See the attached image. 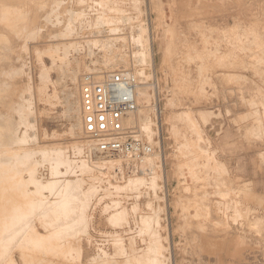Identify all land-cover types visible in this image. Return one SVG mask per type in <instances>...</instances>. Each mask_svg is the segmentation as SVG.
I'll return each instance as SVG.
<instances>
[{"label":"rangeland","instance_id":"1","mask_svg":"<svg viewBox=\"0 0 264 264\" xmlns=\"http://www.w3.org/2000/svg\"><path fill=\"white\" fill-rule=\"evenodd\" d=\"M76 13L83 14L80 22H72ZM101 13L109 25L98 24ZM61 33L69 36L53 38ZM0 35L8 39L0 42V124L11 126L10 142L29 150L38 140L65 148L57 173L46 157L29 162L39 164L34 178L43 187L42 201H54L60 213L34 210L26 202L35 185L12 182L20 202L12 208L15 234L0 246V264H148L154 258L156 264H264V0H0ZM70 41L80 43V51L71 50L66 62L58 52L54 66L63 69L51 68L46 49ZM134 53H142L144 64ZM128 66L138 71L139 83L146 73L153 85L148 96L141 95L139 115L152 119L154 131L151 137L142 131L154 148V164L143 171L123 162L97 166L104 156L91 158L86 149L75 154L74 113L65 111L64 94L78 93L69 72ZM42 69L51 80L45 85ZM166 114L174 117V135ZM157 116L162 129L153 124ZM71 166L72 173L66 170ZM20 170L17 178L26 181ZM52 179L80 181L82 187L66 191V185L54 197ZM66 201L72 204L67 212ZM83 211L84 228L76 227L84 230L71 237L75 222L68 221Z\"/></svg>","mask_w":264,"mask_h":264},{"label":"bare ground","instance_id":"2","mask_svg":"<svg viewBox=\"0 0 264 264\" xmlns=\"http://www.w3.org/2000/svg\"><path fill=\"white\" fill-rule=\"evenodd\" d=\"M118 2V1H117ZM44 3V2H43ZM42 3V4H43ZM101 3V2H100ZM45 4V3H44ZM41 5V4H40ZM89 5V4H88ZM106 5H108V4H106ZM105 5V6H106ZM42 6V5H41ZM40 6V8H44L43 6L41 7ZM45 6H47V4H45ZM101 6V5H100ZM132 6V5H131ZM39 8V7H38ZM106 8H107V6H106ZM130 8V7H129ZM88 9V8H87ZM51 10V9H50ZM100 10H101V8H100ZM85 11V10H84ZM102 11V10H101ZM81 13H83L82 11H81ZM77 14L76 16H75V18H74V20L72 21V22H74V21H78V22H80L81 21V17L83 16V14ZM71 14V13H70ZM90 14V13H89ZM88 14V15H89ZM63 15V14H62ZM99 15V14H98ZM84 16H85V14H84ZM47 17V16H46ZM105 16H103V14L101 13L98 17H97V21H98V24H100V25H109V21L106 19V18H104ZM25 20V19H24ZM47 20V19H46ZM44 21V20H43ZM57 21V20H56ZM84 21V20H83ZM54 22V21H53ZM82 23V22H81ZM91 23V22H90ZM54 24V23H53ZM72 24V23H71ZM86 24V23H85ZM89 24V23H88ZM87 24V25H88ZM84 25V24H83ZM90 25V24H89ZM141 25V24H140ZM139 25V26H140ZM135 28V27H134ZM42 30V29H41ZM71 30V25L69 24V25H67L66 26V31H68L67 33H70L69 31ZM139 30V29H138ZM61 31H63V30H61ZM136 32V31H135ZM128 33V32H127ZM35 32L34 31H32L31 32V34H29V36H31V37H33V36H35ZM27 35V34H26ZM227 35V34H226ZM251 35H252V33H251ZM28 36V35H27ZM27 36H25V38H28ZM37 36V35H36ZM69 35L67 34V35H64L63 33H61V34H59V35H56V36H54L53 38H64V37H68ZM240 37H242L243 38V36H241L240 35ZM30 38V37H29ZM80 38V37H79ZM236 38V37H235ZM35 40V39H34ZM64 40V39H63ZM27 41H28V39H27ZM30 41V40H29ZM57 41V40H56ZM55 41V42H56ZM0 42H8V39H7V37L6 36H4V35H0ZM26 42V41H25ZM31 42V41H30ZM91 42V46L95 43L93 40L92 41H90ZM23 44V43H22ZM54 44V42H52V44H51V46L49 45V47L46 49V51H45V53L47 54V56H48V58L49 59H51V64H52V66H51V68H54L55 66H54V64L55 65H57L55 62H56V60L57 59H59V55H57L58 54V52L60 53L61 52V54H62V59H61V61L62 62H66V60H68L67 59V56H68V54L70 53V51L72 50V51H74V52H79L80 51V49H79V47L81 48V46L79 45L80 43H76V42H71L70 41V43H58V44H55V45H53ZM89 44V43H88ZM87 45V44H86ZM257 47V46H256ZM35 50V49H34ZM27 51V50H26ZM38 52V51H37ZM41 53V52H40ZM72 53V52H71ZM37 54V53H36ZM60 54V55H61ZM39 55V54H38ZM41 55H42V53H41ZM263 55H264V53H263ZM131 56V55H130ZM135 58H136V61L138 62V63H143L144 64V61H145V59H143L142 58V53H134V55H133ZM1 57V56H0ZM132 57V56H131ZM71 58V57H70ZM145 58V57H144ZM201 59V58H200ZM39 60V59H38ZM60 60V59H59ZM143 60V61H142ZM1 61V60H0ZM58 61V60H57ZM134 61V60H133ZM71 62V61H70ZM76 63V62H75ZM60 65H61V63H60ZM133 65H135V64H133ZM137 65V64H136ZM58 66V65H57ZM65 68H67V66L65 67ZM74 68H75V66H74ZM55 69H57V70H59V69H61V71H62V69H63V67H58V68H56L55 67ZM71 69V68H70ZM126 70H131V71H134L135 72V70H133V69H129V66L127 67V68H125ZM54 70V69H53ZM76 70V69H75ZM78 70V69H77ZM76 70V71H77ZM139 70V69H138ZM65 71V70H64ZM63 71V72H64ZM74 71V70H73ZM76 71H74L73 73H71V72H69L70 74L67 76V77H69L70 78V81L69 82H73V83H76L77 82V84H76V87H78L77 85L79 84V75H81V74H79L80 72H76ZM86 71V70H85ZM87 71L88 72H96V73H98V74H102V73H111V72H114V71H116V70H113V69H110V68H95V69H92V70H90V69H87ZM143 72H144V70H142ZM30 72V71H29ZM62 72V73H63ZM66 72V71H65ZM82 72V71H81ZM84 72V71H83ZM138 72V71H137ZM136 72V73H137ZM140 72V71H139ZM61 73V74H62ZM66 73H68V71L66 72ZM142 73V72H141ZM23 74V73H22ZM25 74V73H24ZM65 74V73H64ZM143 74V81L140 79V83H139V86H138V88H137V90H136V100H137V105H138V109H137V111L133 114V115H131L129 118H128V120L126 121V126L127 127H129V128H131V129H134L137 133H138V136L140 137V138H144L143 137V134H142V131L144 132V134L146 135V136H148V137H151L152 136V133H154V131H152L151 129V127H152V124L150 125V123L152 122V119L150 120L151 122H149L148 120H147V117H146V120H143L142 119V117L140 116V115H142L143 113L141 112V111H143V110H141L143 107H141V103H142V97L143 96H141V95H144V96H148V92H149V90L153 87V85L152 84H148V82H147V80H148V78H149V80H150V75L148 76V75H146V73H142ZM57 75V74H56ZM60 75V74H59ZM137 75L139 76V73H137ZM25 76H26V74H25ZM58 76V75H57ZM62 76H63V74H62ZM65 76H66V74H65ZM39 77L42 79V81L41 82H44V85H45V82H50L51 80L49 79L50 77H49V75H48V69H46V70H43L42 69V72L40 73V75H39ZM81 77V76H80ZM236 77V76H235ZM13 78V77H12ZM57 79V78H56ZM61 79V78H60ZM65 79V78H64ZM235 80V79H234ZM142 81V82H141ZM54 84V83H53ZM50 85V84H49ZM31 86V85H30ZM29 86V88L28 89H32L31 87ZM74 86H75V84H74ZM1 87V86H0ZM45 87V86H44ZM46 87H48V86H46ZM43 89H46V88H43ZM43 89H40V88H38L37 89V91L38 92H41V91H43ZM29 90V91H30ZM65 90V89H64ZM4 91V90H3ZM8 91V90H7ZM33 91V89L31 90V92ZM36 91V90H35ZM45 91V90H44ZM54 91H55V89H54ZM75 91H77V90H75ZM153 91V90H152ZM232 92V91H231ZM44 93V92H43ZM42 93V95H44ZM56 93V92H55ZM1 94V93H0ZM31 94H33V92L31 93ZM77 94V96H76V100L74 99L75 98V96H74V94L73 93H68V92H66L64 95V97H65V105H66V110L65 111H67V112H73L74 113V118H75V122H76V124H71V126L70 127H72V137H73V139L74 140H76L75 142H74V144H76V145H72L73 146V148L74 149H76V151L78 152V153H76V152H74L75 154H80L81 152H83V150H87V152H89V155L91 156V158H92V153H95L96 154V150H94V148L92 147V145L88 142V141H86L85 139H84V137H83V134H82V129H81V125H80V117H79V95H78V93H76ZM41 95V96H42ZM48 95V94H47ZM46 95V96H47ZM61 95V94H60ZM39 95H37V97H38ZM45 96V97H46ZM54 96V95H53ZM35 97V96H34ZM44 97V96H43ZM44 97V98H45ZM42 98V97H41ZM51 98V97H50ZM52 98H54V97H52ZM43 99V98H42ZM74 99V100H73ZM35 100V99H34ZM33 99L31 100V101H34ZM44 100V99H43ZM47 100V99H46ZM50 100V99H49ZM63 100V99H62ZM46 102V101H45ZM56 102H57V100H56ZM63 102V101H62ZM151 102V101H150ZM30 103V102H29ZM29 103H27V105L29 104ZM154 103V102H153ZM31 104H34V103H31ZM30 104V106L29 107H31L32 105ZM254 104V103H253ZM57 105V104H56ZM156 105V104H155ZM63 107V106H62ZM155 107V106H154ZM171 107V106H170ZM169 107V108H170ZM36 108V107H35ZM63 108H65V107H63ZM31 109V108H30ZM33 109V108H32ZM156 109V108H155ZM154 109V112L159 116V114L161 113L158 109H156L155 110ZM29 110V108L27 109V108H24L23 109V111H24V113H25V116H27V111ZM34 111V110H33ZM35 112V111H34ZM66 112V113H67ZM140 112H141V114H140ZM148 112V111H147ZM37 113V112H36ZM72 113V114H73ZM252 113H253V111H252ZM72 114H71V116H72ZM140 114V115H139ZM257 114V113H256ZM37 115V114H36ZM152 115H155V114H152ZM187 115V119H188V121H191V122H193V119L191 118V116H190V114L189 113H186L185 114V116ZM263 115V114H262ZM68 116V115H67ZM146 116V115H145ZM158 116H157V121H156V123L155 122H153V124H155L154 126H156V127H159L160 129H162V123L163 122H161V120L160 119H158ZM24 117V116H23ZM45 117V116H44ZM47 117V116H46ZM50 117V116H49ZM48 117V118H49ZM150 117V116H149ZM5 118V117H4ZM7 118V117H6ZM151 118V117H150ZM149 118V119H150ZM3 119V118H2ZM1 119V120H2ZM256 119V118H255ZM7 120V119H6ZM40 120V119H39ZM49 120V119H48ZM172 121V126H171V129H168V132L169 133H172V135H174L175 134V130H174V125H175V123H174V117L172 118V119H170L169 118V116L166 114V119H165V122H171ZM4 122H6L5 120H3ZM2 121V122H3ZM43 121V120H42ZM46 121V120H45ZM258 121V120H257ZM4 122H3V124H4ZM28 122V121H27ZM32 122V121H31ZM9 123V122H8ZM74 123V122H73ZM6 124H7V122H6ZM44 124V123H43ZM73 125V126H72ZM7 125H5L4 127H3V125L2 124H0V226H1V228H0V246H3L5 243H6V241H8V239L11 237V234H15V233H12V227H13V223H12V220H14V218H13V216H12V214H13V207L15 206V205H17L20 201H19V195H18V193H17V190H15V188H12L14 185L16 186V184H14L13 186H12V182H15V181H17V183L19 182V184H21L24 188H26V186L29 184H33V185H35V190L32 192V193H28V198L30 199V200H27V205H29V204H31V206L33 207H35L34 208V210L36 209V210H38V211H40L39 213H41V214H46V215H53V213L55 214V212L58 214V212L56 211V210H54L53 208H55V204L53 205V203L52 202H54V201H48V200H46L45 199V201H42V199H41V197H42V194H41V191H43V187H41L40 185H37V183H35V178H34V166H35V164L38 166L39 164H38V162H35L34 164L33 163H29L30 161H32V160H34L35 159V157H37V155H40L41 157H46V158H48V160L49 161H46V163L48 164V165H53V168H55V172L54 173H57V171L59 170L58 169V166H60L63 162H62V159H64V161H65V158H64V151H65V148H63V147H57V148H55L54 146L53 147H50V146H40L41 145V141H39L38 139H36V142H37V140H38V144L39 145H37V147L35 148V149H32V150H29V149H27L26 147H25V145H23L22 143H19V142H10V140L12 139V134H10V127L8 126V127H6ZM28 126H31V124H30V122H28V124H27V127ZM26 127V128H27ZM37 128V127H36ZM258 129V128H257ZM28 131V130H27ZM256 131V130H255ZM37 132V131H36ZM251 132V131H250ZM258 132V131H257ZM27 133V132H26ZM26 133H24V135L25 136H27L26 135ZM53 135V134H52ZM255 135V134H254ZM21 136V135H20ZM34 136V135H33ZM36 136V135H35ZM41 137H42V134H41ZM43 137H45V136H43ZM48 137H49V135H48ZM52 137V136H51ZM71 137V136H70ZM260 137V136H259ZM32 138V137H31ZM31 138L30 139H28V137H27V139L28 140H31ZM34 138V137H33ZM47 138V137H46ZM57 138V137H56ZM45 139V138H44ZM33 141V143H36L35 142V140L34 139H32ZM42 140V139H41ZM149 140V139H148ZM43 141V140H42ZM159 141V140H158ZM31 142V143H32ZM53 142V141H52ZM149 144H151L149 141H147ZM160 142V141H159ZM48 144V143H47ZM14 145H16L17 147L16 148H14ZM27 145V144H26ZM53 145V144H52ZM71 145V144H70ZM66 146V145H65ZM68 146V145H67ZM71 146V147H72ZM71 151V150H70ZM72 154V153H71ZM73 155V154H72ZM152 156H153V154L149 157V158H147L146 160H145V162H144V164H142V166H141V168L140 169H142V168H146V169H149L148 167H150L151 165H152V163H153V158H152ZM164 154L161 156L163 159V161H162V164L164 165ZM109 158V157H108ZM126 158H122V156H115V157H111V159L109 158V159H106L105 157H103V158H98L97 157V159H96V161H95V163H96V165L98 166H100V163H101V165H118V164H120V163H126V160H125ZM91 160H93V159H91ZM127 160H128V157H127ZM15 162V163H14ZM62 162V163H61ZM67 162H68V160H67ZM88 162V161H87ZM152 162V163H151ZM66 163V162H65ZM97 163H99V164H97ZM218 163V162H217ZM64 164V163H63ZM62 164V165H63ZM68 164V163H67ZM81 164V163H80ZM154 164V163H153ZM70 165H72V162H70ZM74 166H75V163L73 164ZM85 164L84 163H82L81 164V168H86L85 166H84ZM218 165H219V163H218ZM203 166H204V164H203ZM78 167V166H77ZM76 167V168H77ZM20 168H23V172H25V174H27V177H28V179L26 180V181H23L22 179H18L17 177H18V175H20L19 173H20ZM71 169V170H70ZM37 170V169H36ZM50 170H52V167H51V169ZM66 170L67 171H70L71 173L73 172V166H71V168H66ZM77 170V169H76ZM152 170V169H151ZM224 170V169H223ZM143 171V170H142ZM145 171V170H144ZM178 172V171H177ZM225 172V171H224ZM80 173H82V171L80 172ZM145 173H146V171H145ZM22 174V173H21ZM153 174H154V172H153ZM24 175V174H23ZM17 178V179H16ZM157 179H158V177H157ZM164 179V178H163ZM129 180V179H128ZM127 180V181H128ZM82 181V180H81ZM38 182H40V181H38ZM80 182V181H79ZM78 181H72V180H67V181H64V183H62V181L61 180H56V179H52V180H50V182L48 183V186H49V194L51 195V196H54V197H57V196H59V191L61 190V188H63V187H66V185H67V188H66V191H68V190H70V188H76L77 190L79 189V187H82V186H80V184H82V183H80V184H78L79 183ZM144 182V179H139V183H143ZM152 182H153V180H152ZM45 183V182H44ZM85 183H83V185H84ZM28 185V186H29ZM156 185V184H155ZM14 186V187H15ZM19 186V185H18ZM17 186V187H18ZM22 186H20L22 189H23V187ZM114 186V185H113ZM151 186V185H150ZM34 187V186H33ZM46 187V186H45ZM117 187V185L115 186V189H117L118 190V187ZM123 188H124V186H123ZM122 188V189H123ZM126 188H127V185H126ZM20 189V188H19ZM21 189V190H22ZM34 189V188H33ZM45 189V188H44ZM25 191V190H24ZM28 191V190H27ZM85 191V190H84ZM19 192V191H18ZM21 192V191H20ZM25 193V192H24ZM47 193V192H46ZM225 194V193H224ZM21 195V194H20ZM24 196V195H23ZM42 198H46V197H42ZM48 198H49V196H48ZM23 199H25V196H24V198ZM22 201H26V200H22ZM48 201V202H47ZM58 201V200H57ZM56 202V201H55ZM59 202V201H58ZM64 201H61V203H63ZM52 203V204H51ZM66 204H67V207H66V211L65 212H67V210H71V202H68V201H66L65 202ZM25 205V204H24ZM61 205V204H60ZM65 205V204H64ZM20 206V205H19ZM30 206V207H31ZM9 209H8V208ZM24 207V206H23ZM29 207V208H30ZM8 210H7V209ZM20 208V207H19ZM28 208V207H27ZM60 208V207H59ZM87 209V208H86ZM151 209V208H150ZM226 209V208H225ZM17 210H19V209H17ZM24 210H25V208H24ZM61 210H62V208H61ZM72 210H74V209H72ZM20 211V210H19ZM33 210L31 209V212H32ZM38 211H37V213H38ZM85 211V210H84ZM84 211H83V214H84ZM22 212H23V210H22ZM62 212V211H61ZM86 212V211H85ZM18 214H19V212H17ZM24 214H26V215H28L27 213H28V211H27V213L26 212H23ZM30 213V212H29ZM60 213V212H59ZM71 213V212H70ZM82 213V212H81ZM92 213V212H91ZM33 214H34V212H33ZM74 214V213H73ZM78 214H80V213H78ZM31 215V214H30ZM36 215V214H35ZM38 215V214H37ZM56 215V214H55ZM65 215H66V213H65ZM25 216V215H24ZM61 216H63L62 214H61ZM66 216H68V215H66ZM19 217V216H18ZM22 217V216H21ZM27 218L29 217V216H26ZM31 217V216H30ZM43 217V216H42ZM46 217V216H45ZM70 217V216H69ZM53 218H55V217H52V219ZM56 218H57V216H56ZM60 218V217H59ZM65 218V217H64ZM18 219V218H17ZM69 219V218H68ZM118 219V218H117ZM116 218H114V219H108V220H112V222H117V221H119V220H117ZM21 220V219H20ZM24 221L23 222H26L27 220H26V218L25 219H23ZM26 220V221H25ZM44 220V219H43ZM71 220L73 221V222H75V224H74V226H75V228H74V231L71 233V237L74 235V233L75 232H77V231H81V229H83L84 228V226L82 225V226H80L79 224H84L85 223V221H87L86 220V217H85V214L84 215H78V216H76L75 214L74 215H72L71 216V219H69V221H68V223L69 222H71ZM151 220H152V218H151ZM54 221V220H53ZM58 221V219L56 220V222ZM146 221V220H145ZM120 222H121V220H120ZM119 222V223H120ZM216 222V221H215ZM90 223V222H89ZM118 223V222H117ZM117 223H113L114 224V226H115V224H117ZM146 223V222H145ZM15 224V223H14ZM21 225H22V222L20 223ZM54 224V223H53ZM65 224V223H64ZM123 224V223H122ZM133 224V223H132ZM151 224V223H150ZM68 225V224H67ZM66 225V226H67ZM72 225V224H71ZM119 225V224H118ZM29 226V225H28ZM61 226V225H60ZM76 226H80V227H83V228H81V229H79L78 227H76ZM138 226H140V225H138ZM16 227V226H15ZM18 227V226H17ZM27 227V226H26ZM22 228V227H21ZM23 229H25V228H23ZM31 229V228H30ZM32 229H33V227H32ZM67 229V228H66ZM146 229V228H145ZM22 230V229H21ZM28 230V229H27ZM59 230V229H58ZM84 230V229H83ZM87 230V229H86ZM64 231V230H63ZM66 232H68L67 230H65ZM151 231H152V229H151ZM18 232H19V230H18ZM84 232H87V231H84ZM137 232H139V231H137ZM140 232H141V230H140ZM145 232V231H144ZM80 233V232H79ZM78 232H77V234H79ZM18 234V233H17ZM16 234V235H17ZM34 234H36V233H34ZM59 234H60V232H59ZM145 234V233H144ZM22 235V234H21ZM40 235H42V234H40ZM66 235V234H65ZM64 235V236H65ZM84 235V234H83ZM138 235V234H137ZM167 235V234H166ZM13 236V235H12ZM32 235H30V237H31ZM46 236V235H45ZM50 236V235H49ZM68 236H70V233H68ZM157 236V235H156ZM37 237V236H36ZM55 237V236H54ZM78 237H79V235H78ZM18 238V237H17ZM70 238V237H69ZM122 238V237H121ZM159 238H160V236H159ZM10 239H12V238H10ZM19 239H21V238H19ZM19 239H18V241H19ZM31 239V238H30ZM104 240V239H103ZM20 241H22V240H20ZM19 241V242H20ZM167 241V240H166ZM52 242H53V240H52ZM18 243V242H17ZM17 243H16V245H17ZM3 244V245H2ZM41 244V243H40ZM50 244V243H49ZM54 244V243H53ZM56 244V243H55ZM44 245V244H43ZM57 245V244H56ZM19 246V245H18ZM14 247V246H13ZM39 247V246H38ZM51 247V246H50ZM63 247V246H62ZM69 247V246H68ZM3 248V247H2ZM20 248V247H19ZM47 248H48V245H47ZM28 249V248H27ZM30 249V248H29ZM41 249H43V248H41ZM65 249H68V248H65ZM153 249H155L156 250V248L154 247V248H152V250ZM0 250H2V249H0ZM25 250V249H24ZM51 250V249H50ZM64 250V249H63ZM73 250H74V248H73ZM72 250V251H73ZM154 250V251H155ZM3 251V250H2ZM29 251V250H28ZM49 251V250H48ZM65 251V250H64ZM7 252V251H6ZM9 252V251H8ZM34 252V251H33ZM40 252V251H39ZM51 253V252H50ZM63 253V252H62ZM75 253V252H74ZM121 253H123V252H121ZM27 254V253H26ZM53 254V253H52ZM3 255V254H2ZM7 255V254H6ZM5 255V256H6ZM10 255V254H9ZM20 255V254H19ZM51 255V254H50ZM66 255V254H65ZM114 255V254H113ZM116 255V254H115ZM118 255V254H117ZM25 256V255H24ZM28 256H30V254L28 255ZM143 256V255H142ZM154 256H156V255H154ZM31 257V256H30ZM76 257V256H75ZM86 257V256H85ZM131 257V256H130ZM129 257V258H130ZM2 258V257H1ZM32 258H33V256H32ZM68 258H70V257H68ZM132 258H134V257H131V259ZM151 258V257H150ZM67 259V258H66ZM105 259V258H104ZM160 259V258H159ZM9 260V259H8ZM43 260V259H42ZM10 261H11V259H10ZM10 261H8V262H10ZM31 261V260H30ZM72 261V260H71ZM82 261H83V259H82ZM98 261V260H97ZM96 261V262H97ZM110 261V260H109ZM148 261V260H147ZM40 262H41V259H40ZM93 263L95 262V261H92ZM112 262V261H111ZM132 262H133V260H132ZM6 263V262H5ZM36 263H38V262H36ZM87 263V262H86ZM91 263V262H90ZM109 263V262H108ZM107 263V264H108ZM129 263V262H128ZM110 264V263H109ZM112 264H114V263H112ZM131 264H133V263H131ZM148 264H156V260H155V258H154V260H149L148 261Z\"/></svg>","mask_w":264,"mask_h":264},{"label":"built area","instance_id":"3","mask_svg":"<svg viewBox=\"0 0 264 264\" xmlns=\"http://www.w3.org/2000/svg\"><path fill=\"white\" fill-rule=\"evenodd\" d=\"M138 86L139 77L131 70L83 73L78 84L79 117L83 137L98 155L122 156L125 164L142 171V164L154 148L126 126L138 109Z\"/></svg>","mask_w":264,"mask_h":264},{"label":"crops","instance_id":"4","mask_svg":"<svg viewBox=\"0 0 264 264\" xmlns=\"http://www.w3.org/2000/svg\"><path fill=\"white\" fill-rule=\"evenodd\" d=\"M184 113H185V112H184ZM186 113H189V112L186 111ZM189 114H190V113H189ZM190 115H191V114H190ZM172 118H173V117H172Z\"/></svg>","mask_w":264,"mask_h":264}]
</instances>
